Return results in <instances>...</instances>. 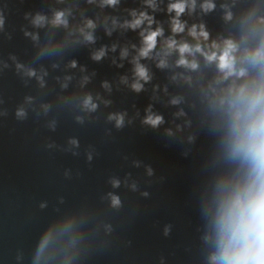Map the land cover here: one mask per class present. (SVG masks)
I'll return each instance as SVG.
<instances>
[{
	"label": "clouds",
	"instance_id": "9594fccd",
	"mask_svg": "<svg viewBox=\"0 0 264 264\" xmlns=\"http://www.w3.org/2000/svg\"><path fill=\"white\" fill-rule=\"evenodd\" d=\"M84 2L101 10H118L122 0ZM56 3L64 4L65 0ZM138 3V7L123 9L127 13L123 19L110 15L102 20L99 15L93 19L80 10V21L75 25H70L69 17L75 19L73 8L79 9L78 2L51 9V16L39 11L25 12L24 19L30 18L32 28L47 27L53 32L46 34L47 39L41 43L38 32L22 27L24 36L30 37L37 48L32 63L26 64L16 54L9 53L7 60L0 58V75L13 70L25 87L35 80L43 90L47 88L49 71L41 62L63 57L70 45L95 44L98 25L102 24L109 37L117 29L136 32L139 44L120 47L119 62L112 57L111 63L123 68L127 60L131 65V75L119 77V84L131 92H148L146 85H151L150 102L140 118L141 126L153 131L163 128L164 138L184 146L185 157L201 136L207 140L199 167L200 179L194 189L200 218L196 229L198 264H264V0H138ZM217 12L220 27L214 31L206 17ZM158 14L166 18L158 19ZM58 29L66 31L65 38L59 42L53 39L54 30ZM4 31L5 17L0 14V32ZM117 48L116 43L102 45L90 53V59L100 62ZM146 62L167 72L165 83H153L155 73ZM59 67L58 63H51L52 69ZM77 67L75 59L65 65L66 71ZM79 71L86 73V66L80 65ZM94 75L95 72L83 75L79 87L83 89ZM73 79L71 74L55 77L62 91L68 89ZM100 87L108 93L113 90L108 80L102 81ZM58 100V108L72 107L83 113L74 118L80 125L97 111L99 103L105 107L112 104L99 93L94 100L91 92L58 96ZM4 103L0 97V117L6 118L9 111L2 107ZM156 103L174 109L169 118L155 110ZM52 111V102H38L37 97L26 95L16 106L14 117L23 122L31 112L37 120L45 119V126L54 132L57 119H47ZM127 115V110L110 112L107 121L122 130ZM136 116H140L139 111ZM128 123L133 121L130 119ZM107 133L111 135V130ZM66 145L49 142L45 147L71 152L73 156L80 154L75 150L80 147L78 138H68ZM94 151L89 146L85 152L89 163ZM142 164L145 175L153 177L151 165L132 161L136 168ZM64 176L70 178L71 171L66 169ZM107 184L112 190L99 198L106 205L103 215L86 202L66 211L55 209L57 215L34 243L30 264H83L94 251L111 245L115 228L106 217L124 207L121 195L114 190L123 186L144 198L150 193L140 190L131 173L123 179L109 176ZM59 202L63 204L64 198L60 197ZM47 206V201L39 203L41 210ZM171 228L170 224L164 226L165 237ZM23 259V252L18 251L17 264ZM159 264H165L164 257H160Z\"/></svg>",
	"mask_w": 264,
	"mask_h": 264
},
{
	"label": "water",
	"instance_id": "95a60500",
	"mask_svg": "<svg viewBox=\"0 0 264 264\" xmlns=\"http://www.w3.org/2000/svg\"><path fill=\"white\" fill-rule=\"evenodd\" d=\"M74 2L79 3V9L73 8L75 19L69 17L70 25L79 23L80 10H85V15L93 19L97 15L101 20L105 15L123 19L127 15L123 9L139 6L138 0H122L118 10H101L96 5H87L84 0H65L64 4H57L56 0H0V14L5 17V31L0 32V58L7 60L9 53H14L20 61L32 63L37 48L30 37L24 36L22 27L38 32L41 43L53 30L32 28L30 18L24 19L25 12L35 14L39 11L51 16V9H62ZM157 18L166 17L158 14ZM206 20L210 28L219 30L218 12ZM9 34L11 39H8ZM94 34L95 44L70 45L63 57L41 62L49 71L46 89H39L35 80L25 87L13 70L0 75V97L5 101L2 107L9 111L6 118L0 117V264H17L18 251L24 254L20 264H30L34 243L41 230L57 215L56 208L66 211L86 202L92 210L103 215L106 205L99 198L112 190L107 184L108 177L114 175L123 179L127 173L138 181L141 191H148L150 195L144 198L139 192L132 193L123 186L114 190L121 195L124 207L106 217L115 228L112 243L94 251L83 264H159L160 257L165 258V264H198L196 229L200 218L194 189L200 179L199 167L207 150V140L201 136L185 157L182 155L184 146L164 138L163 128L153 131L142 127L140 118L150 102L151 85H146L148 92H131L119 84L121 75H131V65L127 60L123 62V68L111 63L112 57L118 60L120 47L139 44L138 34L117 29L109 37L102 24ZM65 36L64 29L54 30V41L59 42ZM113 43L118 45L115 53L110 51L100 62L90 59L93 50ZM73 59L78 62L77 69L66 71L65 65ZM53 62L60 67L52 69ZM146 63L155 73L153 83H165L167 72L155 69L151 62ZM80 65L86 66V73L79 71ZM93 72L91 81L81 89L80 78ZM65 74L73 75L74 79L68 89L62 91L55 77ZM104 80L112 84L111 93L100 87ZM170 91L176 89L170 88ZM84 92H91L94 100L99 93L112 104L105 107L97 101V111L80 125L74 118L83 113L72 107L58 108V96L82 95ZM26 95L37 97L38 102H52L53 111L47 119H57L54 132L45 126V119L37 120L31 112L23 122L15 119V108ZM123 110L128 113L126 126L117 130L114 122L107 121V115ZM155 110L167 119L174 109L156 103ZM130 119L131 124L128 123ZM109 129L111 135L107 133ZM70 137L79 139L80 147L75 149L80 153L78 156L45 147L49 142L67 146ZM89 146L95 150L90 163L85 155ZM133 160L151 165L154 176L147 177L143 164L136 168L132 165ZM66 169L71 171L70 178L64 176ZM60 197L64 198L63 204L59 202ZM42 201H47L48 205L43 210L39 208ZM167 224L172 228L165 237L163 228Z\"/></svg>",
	"mask_w": 264,
	"mask_h": 264
}]
</instances>
